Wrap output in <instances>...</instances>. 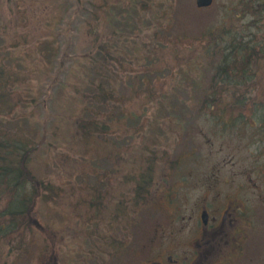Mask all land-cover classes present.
<instances>
[{
    "label": "rangeland",
    "instance_id": "rangeland-1",
    "mask_svg": "<svg viewBox=\"0 0 264 264\" xmlns=\"http://www.w3.org/2000/svg\"><path fill=\"white\" fill-rule=\"evenodd\" d=\"M236 2L197 8L195 0H0V70L19 97L14 112H0V124L16 129L21 121L39 146L32 169L64 190L59 200L37 205L39 229L28 237L26 252L17 258L0 247V264L165 258L170 200L193 206L200 187L234 191L247 173L258 191L246 195V256L231 264H264L258 125L248 122L253 113L226 123L200 105L219 61L204 58L203 47L208 33L224 24L225 6ZM249 17L237 26L250 28ZM254 74L259 78L246 92L264 97V59ZM99 82L112 100L94 107L80 92L92 94ZM84 115L106 122L111 133L82 142L74 131ZM147 172L153 174L150 201L133 205L128 198ZM92 187L99 205L102 198L100 212L88 210Z\"/></svg>",
    "mask_w": 264,
    "mask_h": 264
},
{
    "label": "trees",
    "instance_id": "trees-1",
    "mask_svg": "<svg viewBox=\"0 0 264 264\" xmlns=\"http://www.w3.org/2000/svg\"><path fill=\"white\" fill-rule=\"evenodd\" d=\"M225 7L228 10L224 24L208 33V45L203 47L204 58L214 61L219 56V61L213 65L211 86L200 105L202 110H208L212 116L226 123L250 119L253 113V118L248 122L251 126L258 125L257 137L264 140L263 93L251 96L246 92L251 80L259 78L254 74V67H258L264 59V0H238ZM246 17L252 19L247 24L250 28H239L236 22H246ZM4 73L1 69L0 112H14L19 97L8 90L9 81L4 78ZM11 77L16 80L15 75ZM92 88V94L80 92L82 98L89 100L92 106L112 100V93L100 82L93 84ZM80 118L74 132L84 143L90 144L99 139V135L111 133L110 125L94 116L84 115ZM15 126L16 129H9L0 124V247L17 252L19 258L28 248V237L39 229L37 205L59 200L64 190L51 180L36 175L31 160L39 147L37 140L29 130L21 128V121ZM152 179L153 174L149 176L148 172L146 176L140 177L132 190V196L128 198L132 199L133 205L150 201L147 199ZM97 197L92 187L87 201L88 210L99 211L102 198L99 199V205L95 201ZM121 209L119 206V211Z\"/></svg>",
    "mask_w": 264,
    "mask_h": 264
},
{
    "label": "flooded vegetation",
    "instance_id": "flooded-vegetation-1",
    "mask_svg": "<svg viewBox=\"0 0 264 264\" xmlns=\"http://www.w3.org/2000/svg\"><path fill=\"white\" fill-rule=\"evenodd\" d=\"M246 177L248 183L232 187L234 191L200 187L193 206H174L170 200L169 254L146 264H231L233 258L246 256L245 222L250 211L246 195L258 191L250 174Z\"/></svg>",
    "mask_w": 264,
    "mask_h": 264
},
{
    "label": "water",
    "instance_id": "water-1",
    "mask_svg": "<svg viewBox=\"0 0 264 264\" xmlns=\"http://www.w3.org/2000/svg\"><path fill=\"white\" fill-rule=\"evenodd\" d=\"M212 3V0H196V6L200 7H207Z\"/></svg>",
    "mask_w": 264,
    "mask_h": 264
}]
</instances>
